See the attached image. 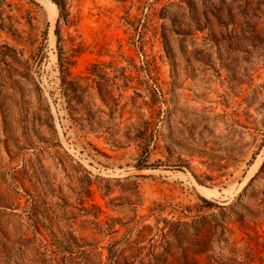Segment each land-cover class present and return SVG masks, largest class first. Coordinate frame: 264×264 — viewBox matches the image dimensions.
I'll return each instance as SVG.
<instances>
[{"label": "rangeland", "instance_id": "obj_1", "mask_svg": "<svg viewBox=\"0 0 264 264\" xmlns=\"http://www.w3.org/2000/svg\"><path fill=\"white\" fill-rule=\"evenodd\" d=\"M0 264H264V0H0Z\"/></svg>", "mask_w": 264, "mask_h": 264}, {"label": "trees", "instance_id": "obj_2", "mask_svg": "<svg viewBox=\"0 0 264 264\" xmlns=\"http://www.w3.org/2000/svg\"><path fill=\"white\" fill-rule=\"evenodd\" d=\"M203 200V202L207 205V208L208 209H212L213 208V203H211V202H209V201H207V200H205V199H202Z\"/></svg>", "mask_w": 264, "mask_h": 264}, {"label": "bare ground", "instance_id": "obj_3", "mask_svg": "<svg viewBox=\"0 0 264 264\" xmlns=\"http://www.w3.org/2000/svg\"><path fill=\"white\" fill-rule=\"evenodd\" d=\"M49 4H50V2H49ZM53 5H54V4H53ZM53 8H54V7H53ZM54 11H55V8H54ZM53 39H54V38H53ZM203 192H204V191H203ZM212 193H213V192H211V191H210V192H209V191H206V194H208V195H212Z\"/></svg>", "mask_w": 264, "mask_h": 264}]
</instances>
